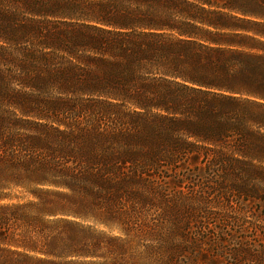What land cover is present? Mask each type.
Instances as JSON below:
<instances>
[{
	"label": "trees",
	"instance_id": "1",
	"mask_svg": "<svg viewBox=\"0 0 264 264\" xmlns=\"http://www.w3.org/2000/svg\"><path fill=\"white\" fill-rule=\"evenodd\" d=\"M261 162L264 0H0V264H264L183 189L263 207Z\"/></svg>",
	"mask_w": 264,
	"mask_h": 264
},
{
	"label": "rangeland",
	"instance_id": "2",
	"mask_svg": "<svg viewBox=\"0 0 264 264\" xmlns=\"http://www.w3.org/2000/svg\"><path fill=\"white\" fill-rule=\"evenodd\" d=\"M256 165H259L256 162ZM260 166H264V163L261 162ZM190 169H194V166H189ZM203 170L200 172V175L202 178H199L198 180H195L193 183H186L183 185L184 187L190 184V188H183L184 192H187L189 189H195L198 190L197 193L199 192H207L209 196H211L210 199H213V202L211 203L210 207L216 206L218 208H212L210 209L211 212L215 213V219L209 221L210 224L207 225V227H212L215 228L217 226L218 228L222 229V232H220L219 229L212 230L210 229L206 231L205 237L207 238V243L208 244H218L219 242V237L223 236L225 240H227V243L225 245H229L230 248L233 247L235 244V236H238V233L236 231V226L233 227V219L239 218L240 216H246L248 220H252L255 218V216H260L259 218H264V206H257L254 205V201H244L242 199H238L235 197H230L231 201L229 204H224L222 200L218 198L219 194H216V189L218 186L215 185V182H219L222 180L221 175H222V170H219V175L213 174V178L211 181H207L206 179L209 178L208 173L210 172L209 166H204L200 165ZM193 171H188L189 176H191ZM217 174V173H216ZM181 179V178H180ZM174 178H169L166 179V182L169 183V188L171 190V197L174 196L175 190H178L174 187ZM178 182V181H177ZM207 182L210 184V188L215 187V190H212L213 192L209 191L206 185ZM173 190V191H172ZM211 192V193H210ZM210 193V194H209ZM221 201V202H220ZM256 204V203H255ZM186 216V215H185ZM232 218V219H231ZM208 222L207 220H205ZM196 228V227H194ZM195 230V229H193ZM205 249L207 246L204 247ZM207 251L205 250L204 253Z\"/></svg>",
	"mask_w": 264,
	"mask_h": 264
}]
</instances>
